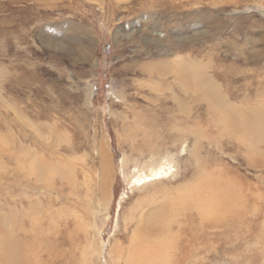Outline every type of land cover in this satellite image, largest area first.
I'll return each instance as SVG.
<instances>
[{
    "label": "rangeland",
    "instance_id": "obj_1",
    "mask_svg": "<svg viewBox=\"0 0 264 264\" xmlns=\"http://www.w3.org/2000/svg\"><path fill=\"white\" fill-rule=\"evenodd\" d=\"M183 65L206 86L230 97L239 114L259 112L261 125L245 122L241 128L231 120L227 131L220 127L222 120L207 115L204 104L184 105L185 111L191 106L199 127L204 125L207 141L200 151L193 150L190 137L181 141L176 151L163 156L165 169L152 172L144 165L151 156L144 150L131 156L128 143L142 145L151 139L153 144L155 121L146 113L158 116L163 135L172 134L167 111L180 112L171 92H181L184 85L186 91L193 90L190 79L182 81ZM263 82L264 0H0V134L7 136L0 156V212L8 236L24 240L11 255L13 264H49L46 242L32 243L33 234L19 230L21 222L32 219L28 203L43 206L33 220L47 232L56 226L63 229L66 207L77 205L83 214L80 207L101 205L96 220L85 219L91 227L82 243L85 253L90 252L85 264H113L128 255L120 252L129 248L125 212L145 185L173 176L169 156L178 164L177 178L190 180V150L206 168L238 167L236 172L255 176L257 190H252L255 198L249 202L236 203V215L235 210L226 211L224 224L216 229L218 238L209 233L199 243L191 241L186 264H264L262 173L248 169L246 154L229 145L239 138L247 143H242L243 150L246 145L253 148L256 161L264 154V118L259 111L264 98L254 100L263 94ZM10 149L18 156L10 157ZM206 176L196 177L193 186L213 180ZM99 189L106 190V196ZM12 209L26 215H13ZM52 210L53 222H48L46 213ZM62 234L56 233V238L62 240ZM83 235L75 242L84 240ZM2 237L0 232V241ZM65 249L60 250L77 255L66 240ZM5 253L0 264H11ZM167 253L172 257L173 249L163 252L160 261ZM182 255L175 250L176 259Z\"/></svg>",
    "mask_w": 264,
    "mask_h": 264
},
{
    "label": "bare ground",
    "instance_id": "obj_2",
    "mask_svg": "<svg viewBox=\"0 0 264 264\" xmlns=\"http://www.w3.org/2000/svg\"><path fill=\"white\" fill-rule=\"evenodd\" d=\"M181 70V75H183L182 81L190 79L192 82L191 85L193 90L186 91L187 86L184 85L181 88V92H171L170 99L172 100L173 104L177 106L180 112V115H176L170 109H168L167 111L169 115H172V118H170V128L173 135H163L159 130L160 122L158 116L153 113H146L147 119L152 118V120L155 121V131L152 134L154 135L153 144L151 139L145 140V143L142 145L128 143V148L130 149L131 156H135L136 153L140 152L141 150H144L148 155L151 156L150 160L147 161V165H144L149 170H152V172H161L165 169L166 159H164L163 156L165 154L168 155L171 154V152L173 153L174 151H176L181 141L189 140L190 137L192 148L196 151H200L202 149L203 142L207 141V136L205 135L207 131L206 129H204V125L203 128L199 127L198 124H201L199 120L196 117L193 118V115L191 116V106L190 111H185L183 108L184 105H187V108H189V105L192 104L193 108L194 105L197 107L204 104L207 108V115H210L211 118L222 120L220 127L222 125L226 128V130L227 127L230 128L229 123L231 122V120H233L234 126L239 127H243L245 122L251 127L261 125V119H256L259 112L256 114L252 113L249 116L239 114L240 111L237 109L236 105L231 102L230 97L223 95L216 89L206 86V82H203L197 75H195V73L191 71L189 67L183 65L181 66ZM175 81H178V79L175 78ZM216 92L218 96H216ZM159 98L160 97H158L156 100L158 101ZM262 98H264V92L263 94L258 93L254 100L260 102L262 101ZM262 105H264V101ZM216 106L220 107L222 115H220L216 111V109H219ZM259 111L262 113V116L264 118V109L259 108ZM226 114L230 116V119L228 121L224 120L228 119L224 117ZM138 116L140 117L139 121H141L142 117L139 114ZM205 126L207 127V125ZM247 134L249 135V133ZM142 136L143 133H141V137ZM6 137V135L0 134V156L3 154V152H5L4 140L6 139ZM144 137L146 138L147 135L145 134ZM234 139L235 142L236 140L237 142L236 144L232 143L233 145L230 143L229 145L232 146L231 148L236 147L237 149V147H239L240 153L246 154V158L244 159L245 163L248 165V169L251 170L253 168H257L258 170H260L262 174H259L258 177L262 182H264V154L262 153V157L259 158V161H256L254 156L252 157L251 155L253 152V148L246 145L248 148L245 147V150H243L241 148L243 147L242 143L247 144L246 141H242L239 138ZM15 143L16 142H14L13 140L12 144ZM16 144L19 145L20 149L24 148L21 144ZM50 144L51 141L47 143V145ZM7 146H9L8 143ZM9 152L10 153H8V155L10 157L18 156L19 153L17 150L13 152L12 149H10ZM4 157L5 156H3L2 158ZM100 157L102 160L105 159L106 154L104 151L100 153ZM169 159H171L169 160V163L174 166L173 176L166 177V182H162L164 180H159L145 185L143 189L138 193V198L133 203V206L125 212V230L130 234V237L128 239L129 248L125 251H119L121 253H128V255H125L124 257L121 255L116 260H112L113 264H116V262L119 261L120 264L189 263L191 241L199 243L202 237L204 235L207 236L209 233L215 234L212 237L218 238L216 229L222 227V225L224 224L225 220H223L222 217L224 216L226 211L235 210L236 203L240 200L249 202L251 198H255L254 191H252L257 190L255 185L252 183V179H254L255 176L252 177L248 173H244V175L242 173L236 172L238 170V167L227 169L226 171H224V169L216 167L215 169L212 167L206 168L203 165L200 156L192 155L190 150L186 160V164L189 162L190 166L192 164L194 167L192 170V178L188 181H184V175L183 177L182 175H180V179L183 181L179 182L180 179L177 178L179 176L177 170L178 164L175 159H172L171 156H169ZM14 166V173L18 174L17 168H19L20 166V161L16 160V165ZM206 175L213 176V180L204 181L199 187L195 188L193 186V180L195 181L196 177L197 179L204 176L209 178V176ZM245 176L246 178L243 184L240 182V180ZM14 182H16L17 186H21L18 180ZM58 183L62 185L61 181H59ZM53 190L55 191V189ZM99 190L102 196H106V190ZM57 199L59 198L57 197ZM4 200L5 198H3V201ZM12 201L15 202L17 200L12 197ZM27 205L33 208V214H29L32 219H30V223L28 222V219H25L23 223L21 222L19 224V230L23 232H25V230L31 232L34 236V240L32 241V243L37 244L38 241L46 242L45 244H47V247L49 248L45 252L47 256L45 262H49V264H79V261L81 264L87 263L86 261H88L90 252L85 253V248L84 246L82 247V243L87 241L88 235H90L89 231L91 230V227H88V225L85 223V219L89 218V220H96L98 217L97 212L100 210L101 205L96 206L94 205V203L90 202L89 204L80 207L83 214L79 213L77 205H73V208L66 207L67 212L63 214L67 218L65 225L62 226L63 229L65 228V230H60L56 226V230L52 229V232H49L51 229H49V231L47 232L44 227L38 228L35 220H33L34 217H38L35 216V214H38L40 210L42 211L43 206L39 205L38 203H28ZM9 212H11L13 215H26L25 211H23V215L18 209H12ZM56 212L58 211L56 210ZM53 213H55L54 210L46 213L48 222H53ZM59 214L57 216H60ZM234 215H236V210L234 211ZM3 218L4 214L0 212V232L3 233L2 240L0 241V246L2 247V249L0 247V257L2 256L5 259V252H7L10 257V263L13 264L14 258L11 257V255L16 254L15 250L18 249V244L22 245L24 240L21 238L12 240L11 235L8 236V233L6 231L7 229L4 226ZM42 218L44 219V216H42ZM233 221L234 218H230V222ZM58 222L61 223V219L58 220ZM50 225L51 224L49 223V227ZM81 232L84 234L83 237H86H84V240H79V242L77 243L75 242V237L78 236V234H80ZM56 233H58V235L63 233L62 237H60L62 238V240L56 238ZM52 236L55 237L52 238ZM65 240L66 243L69 244V246L73 247L74 252L77 253L78 256L74 253H70L71 255H67L66 251L63 252V250H60H66ZM169 246L172 248H169ZM80 249L82 250V252L80 251ZM169 249H173L172 257L169 253H167L160 261L161 254ZM174 249L177 250L179 254H183L179 259H176ZM196 262L197 264H202V261L200 260H197Z\"/></svg>",
    "mask_w": 264,
    "mask_h": 264
}]
</instances>
